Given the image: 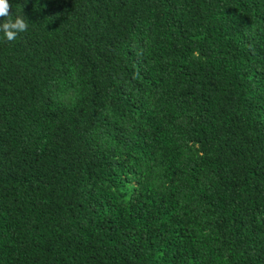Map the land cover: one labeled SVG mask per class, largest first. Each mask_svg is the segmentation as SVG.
Here are the masks:
<instances>
[{
  "label": "trees",
  "instance_id": "obj_1",
  "mask_svg": "<svg viewBox=\"0 0 264 264\" xmlns=\"http://www.w3.org/2000/svg\"><path fill=\"white\" fill-rule=\"evenodd\" d=\"M9 3L0 264H264V0Z\"/></svg>",
  "mask_w": 264,
  "mask_h": 264
},
{
  "label": "clouds",
  "instance_id": "obj_2",
  "mask_svg": "<svg viewBox=\"0 0 264 264\" xmlns=\"http://www.w3.org/2000/svg\"><path fill=\"white\" fill-rule=\"evenodd\" d=\"M12 5L9 0H0V32H3L7 41H14L18 34L27 30L28 24L23 16H17L14 20L10 18ZM7 18V19H5Z\"/></svg>",
  "mask_w": 264,
  "mask_h": 264
}]
</instances>
